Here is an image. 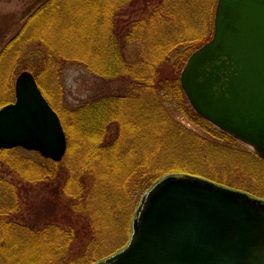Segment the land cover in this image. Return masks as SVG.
I'll return each instance as SVG.
<instances>
[{
  "label": "trees",
  "instance_id": "trees-1",
  "mask_svg": "<svg viewBox=\"0 0 264 264\" xmlns=\"http://www.w3.org/2000/svg\"><path fill=\"white\" fill-rule=\"evenodd\" d=\"M204 1L46 0L29 17V21L50 22L49 36L53 44H45L49 49L44 58L47 62L54 47L62 46L64 42L68 43L67 46L77 44L84 47L86 53H92L85 61L88 70L103 78L127 76L130 89L123 95L90 100L84 107L85 122L78 116L80 140L86 142L84 145L93 157H90L88 171L80 169L67 178L68 174L63 171L62 175L59 170L64 165L63 160L54 163L37 153L38 159H34L25 156L23 153L29 151L21 148L0 149V163L9 173L16 174L27 183L48 180L51 184L48 200L61 203L66 197L62 206L66 207V212L75 214L72 221L63 217L60 222L48 219L41 226L32 220H24L18 212L19 191L0 178V264H98L94 247L100 241L97 235L91 234L86 220L93 192H98L109 203L103 208L104 212L112 215L113 210L118 211L126 199L132 198L129 196L131 190L124 191V188L132 189L142 183L144 192L146 182H151V185L156 181V173L161 171L159 167H167L162 159L167 160L176 148V138H181V135L199 143H191L196 151V146L202 149L220 147L232 153L231 143L235 140L197 116L179 84V73L186 59L212 34L216 0H212L210 10L207 11L206 0L203 12L197 11L202 8L197 5ZM137 11H141L139 17L134 18ZM120 16L133 19L130 23L137 32L132 40L129 25L120 21ZM20 37L19 34L17 38ZM132 43L139 45V49L137 58L128 62L123 51ZM55 51L60 52V49ZM35 52L32 54L38 57L39 49ZM3 54H0V97L3 104L14 95L17 71L30 70L41 90L37 80L42 74L37 66H30L16 50L11 56L3 57ZM41 92L44 96L43 90ZM176 108L197 128L216 135L219 142H211L196 132L192 134L183 125L178 126L172 115ZM223 140L229 147L220 145ZM145 145L149 152H155L152 159L140 155L128 159L127 152L135 154ZM91 147L94 151L90 150ZM169 157L174 159L173 155ZM255 158L263 160L257 155ZM124 165L128 166L122 173ZM175 173H189V170ZM69 179H73V186L66 190L65 182Z\"/></svg>",
  "mask_w": 264,
  "mask_h": 264
},
{
  "label": "water",
  "instance_id": "water-1",
  "mask_svg": "<svg viewBox=\"0 0 264 264\" xmlns=\"http://www.w3.org/2000/svg\"><path fill=\"white\" fill-rule=\"evenodd\" d=\"M179 84L195 114L264 159V0H217L209 41ZM0 108V149L54 163L66 152L56 112L23 71ZM98 264H264V201L191 175L167 176L141 198L125 247Z\"/></svg>",
  "mask_w": 264,
  "mask_h": 264
},
{
  "label": "rangeland",
  "instance_id": "rangeland-1",
  "mask_svg": "<svg viewBox=\"0 0 264 264\" xmlns=\"http://www.w3.org/2000/svg\"><path fill=\"white\" fill-rule=\"evenodd\" d=\"M44 1L45 0H0V54H3L7 50L5 52L6 55L4 53L3 57L11 56L14 55V51L16 50L17 53L22 55L23 59L28 61L30 66H37L39 69L38 71L42 74L38 76V84L41 90H43L48 103L58 114L65 134L66 152L62 158L64 165L63 167H59V170L62 175L66 172L65 174H68L66 176L68 178L75 175L74 172H78L80 169L86 168L84 171H88V166L91 163L90 157L93 158L89 148L84 145L86 142L82 143L80 140L82 137L79 136L80 120L77 119L79 116L82 122H85V118L83 117L84 107L87 106L85 103L94 98H100L101 96H118L125 94L130 89V80L127 76L111 79L103 78L88 70L89 68L86 67L85 61L89 60L88 56L90 57L92 53L88 51V53H86L84 47L82 48L77 44H70L67 46L68 43L64 42L62 46H56L57 48L54 47V51L51 52L52 56L49 57V62H47V58H44L49 49L45 44H53L49 36L50 22L44 20L45 22L41 21V23H39L36 19L31 21L26 20L31 10L34 11ZM211 4L212 0H208L207 11L208 9L210 10ZM205 5L206 0L201 5H197L202 7L200 8L201 10L198 9L197 11L203 12ZM150 8L151 7L148 9ZM140 12L141 11H137L133 14L134 18L139 17ZM119 20L129 25L130 40H132L137 32V30H133L134 25L132 26L130 23L133 19L120 16ZM25 21H29L27 26L24 25V23L26 24ZM23 27L24 30H21ZM19 34L21 37L18 39L17 37ZM16 38L17 40H15ZM53 42L55 43V40H53ZM134 44L135 43H132L124 47L123 52L128 62H132L137 58V48L139 49V45ZM36 49H39L40 52L38 57L32 54ZM57 49H60V52L55 51ZM63 58H66V60ZM10 70H12V66ZM23 71L31 73L30 70ZM21 72L22 71H17L16 77ZM0 95L2 96V94ZM14 98V95L12 98L10 96V99L7 98L9 102L3 104L0 97V106L3 107L4 105L14 102ZM172 115L177 125H183L186 130L190 131L192 134L196 132L209 139L211 142H219L216 135L213 136V134L206 133L197 128L190 118L185 117L178 108L173 110ZM180 137L181 138H176V148H174L169 155H173L174 159L171 160L169 156L167 160L162 159L167 164V167H159L161 171L156 173V181L151 185V182H148L149 184L146 182V191L144 192L141 190V188H143L142 183L137 184L132 189L124 188V191L131 190V195L129 196H132V198L126 199L125 201L127 202L122 207H119L117 209L118 211L113 210L112 215L107 214L106 211L104 212L103 205L108 202L104 201L98 192H93L91 199L93 202L90 209H88L89 214L86 215V220L88 226H90L89 231L91 234L97 235L100 241V244L98 243L94 247V251L97 255V262L100 263L125 247L129 240L131 223L141 198L153 185L164 177L171 175L196 176L233 190L245 192L254 198L264 201V159L260 160L255 158L256 154L251 148L238 141H233L231 143L232 153L226 150L223 151L219 149L220 147L202 149L200 146H196V151L191 143L197 142L191 139L187 140L186 135H181ZM226 142V140H223L220 145L229 147ZM90 150L94 151L92 147ZM114 151L116 152L117 149H114ZM127 153L128 159L140 155L150 160L155 152L153 153L152 150L149 152L148 147L145 145L144 147L142 146L141 149H137L135 154H131L130 151ZM23 154L38 159L36 153L28 152ZM164 156L165 155L162 157ZM127 163L129 165V161ZM160 163L162 165L161 161ZM128 165H124L122 173H124ZM185 169H188L189 173H175L183 172ZM82 172L83 171H80V173ZM161 172H168V174L160 175ZM0 178L11 183L19 191L21 197L18 207L20 218L32 220L34 223H37V226H41L48 219H55L60 222L59 220L61 217H63L64 220L67 218L71 221L75 218V214L72 211L66 212V207L62 206L63 201L67 199L66 197L61 200V203L60 201L54 202L48 200L51 195V192H49L51 184L48 180H37L27 183L16 174L9 173L1 163ZM216 179L219 181L217 180L216 182ZM72 182L73 179H69L65 182L66 190L72 189ZM95 188L96 187H94V189Z\"/></svg>",
  "mask_w": 264,
  "mask_h": 264
},
{
  "label": "flooded vegetation",
  "instance_id": "flooded-vegetation-1",
  "mask_svg": "<svg viewBox=\"0 0 264 264\" xmlns=\"http://www.w3.org/2000/svg\"><path fill=\"white\" fill-rule=\"evenodd\" d=\"M46 1V0H45ZM44 1V2H45ZM41 6V4L39 5V7ZM38 7V8H39ZM38 8H36L34 11L33 10H31V12H30V14L27 16V19L26 20H28L29 19V17L38 9ZM32 9V8H31ZM30 10V9H29ZM26 22V21H25ZM24 25H25V23H24Z\"/></svg>",
  "mask_w": 264,
  "mask_h": 264
}]
</instances>
